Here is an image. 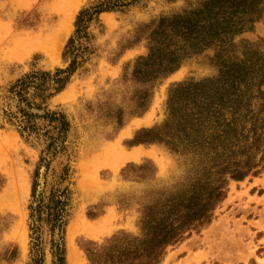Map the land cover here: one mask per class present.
I'll list each match as a JSON object with an SVG mask.
<instances>
[{
	"label": "rangeland",
	"instance_id": "obj_1",
	"mask_svg": "<svg viewBox=\"0 0 264 264\" xmlns=\"http://www.w3.org/2000/svg\"><path fill=\"white\" fill-rule=\"evenodd\" d=\"M58 1L0 0V198L18 191L22 181L29 186V191L19 194L18 209L0 204V264H33L35 240L40 242L43 264H53V243L59 238L54 227L58 201L66 203L62 220L66 264L69 226L81 216L89 222L110 216L98 237L84 233L75 237L83 264H90L83 246L121 232L138 235L143 207L183 190L198 167L190 153H176L160 144H133L140 129L165 120L174 84L218 74L212 61L214 49L193 55L173 75L154 83L149 109L142 116L135 114L143 84L135 81L133 72L136 60L148 54L152 24L197 0H80L60 56L53 60L33 48L37 40L45 41L59 28L63 12L55 8ZM103 1L125 5L100 14L81 39L76 37L79 12ZM73 36L76 42L64 57ZM242 40L264 46V21L236 39ZM74 57L78 67L62 92L46 101L36 97L33 88L19 95L18 80L52 79L41 74L67 69ZM52 112L66 117L67 132L61 133L59 123L45 118ZM127 131L130 135L122 136ZM120 149L141 152L115 171ZM84 169L98 174L85 176ZM227 188L212 222L169 247L162 264H264V173L241 182L231 180Z\"/></svg>",
	"mask_w": 264,
	"mask_h": 264
},
{
	"label": "trees",
	"instance_id": "obj_2",
	"mask_svg": "<svg viewBox=\"0 0 264 264\" xmlns=\"http://www.w3.org/2000/svg\"><path fill=\"white\" fill-rule=\"evenodd\" d=\"M122 5L119 1H103L82 9L75 23L76 37L81 39L89 23L98 20L100 14ZM263 21L264 0H197L182 12L152 24L148 54L136 60L133 72L135 81L143 84L137 116L149 109V89L154 83L177 72L193 55L214 49L212 61L218 74L174 84L168 93L165 120L140 129L133 144H160L176 153H190L198 167L183 190L143 207L138 235L121 232L102 243L83 246L90 264H162L169 247L212 222L227 197L231 180L241 182L264 173V46L236 41ZM75 42V36L71 37L64 57ZM77 67L74 57L67 69L41 74L52 79H20L19 95L33 88L36 97L46 101L64 90ZM45 118L59 123L61 133L67 132L68 122L61 113H47ZM36 186L34 183L33 194ZM65 206V201L57 202L54 227H58L59 238L53 243V264H66L62 236ZM34 229L39 231L38 227ZM34 247L33 264H43L38 240Z\"/></svg>",
	"mask_w": 264,
	"mask_h": 264
},
{
	"label": "bare ground",
	"instance_id": "obj_3",
	"mask_svg": "<svg viewBox=\"0 0 264 264\" xmlns=\"http://www.w3.org/2000/svg\"><path fill=\"white\" fill-rule=\"evenodd\" d=\"M64 1L65 2L63 3V0H59L55 4V8L58 9V10H61L63 12V19H62V21L60 23L59 28L52 35L47 37V39H45V41L37 40V42L35 43L34 48H33V50H36V49H39L40 51L43 50L53 60H58V58L60 56V51H61V49H62V47H63V45H64V43L66 41L67 36L69 35V33L71 31L72 21H73V19L75 17V14H76V12H77V10L79 8V4H80V0H64ZM34 41H35V39H34ZM30 44H31V42H30ZM19 46H21V45H19ZM29 47H31V46H29ZM29 47L27 45L26 48H29ZM18 53H19V50H18ZM23 53H24V51H23ZM148 116H149V114H148ZM145 118H147V116H145ZM142 120H144V119H142ZM143 125H145V124H143ZM127 135H130L129 131L124 132L122 136H127ZM114 147L115 146H113V147L111 146L110 148H114ZM114 149H116V148H114ZM121 150L122 149H120V151H119L120 153L119 152H118V154L116 153L118 155V163H116V165H114L112 167L115 171H117L127 161L135 160L136 158H138L140 156V152H141L138 149H135V150H133L131 152L130 151H124V149H123V151H121ZM142 152H145V151L142 149ZM148 155H150V154H148ZM103 156H104V154L102 155V157ZM103 158L106 159L105 157H103ZM95 161H96V159H95ZM95 161L93 160L94 163H92V164L96 165ZM103 164H104V167H105V163H103ZM106 164H107V162H106ZM99 166H101V165L97 166L98 169H99ZM85 167H86V169L88 168L87 166H85ZM90 168L91 167H89V169ZM93 168H94V166H93ZM92 170H94V169H92ZM95 170H97V169H95ZM86 172H85V169H84V175H85ZM88 172L89 173L90 172L93 173L90 170H88ZM88 172H87V174H89ZM95 173H93V174H95ZM87 174L85 176H89L90 175V174L89 175H87ZM93 174H91V175H93ZM97 174L98 173H96V176H97ZM91 178H92V181L95 180V177L93 178V176H92ZM19 188L20 189L18 191L16 190V192L15 191L9 192V193L5 192V195H3L0 198V204L3 205V206L7 205V206H11V208L18 209L19 208V204H18L19 203V194H22L23 192L29 191V186L27 185V182L22 181ZM12 199L13 200L16 199L17 201L14 202ZM81 217H78V219L76 217L77 220L74 221V224L70 225L69 229H68V248H69V250H68V261H69V264H83V260L85 259V258L82 259L81 252L77 249V246H75V244H74V240H75L76 235L80 234V233H82V234L84 233V234H86V235H88L90 237L96 238L99 235H101L102 233H104V230H105V228L107 226L106 224L108 223V220H111L109 218L110 217L109 216V217L103 218V220L100 219V221H97V222H89V220L86 221L87 219L84 220L83 218L81 219ZM23 236H25L24 232H23ZM23 243H25V241ZM23 243H22V245H23ZM228 263H230V262H228Z\"/></svg>",
	"mask_w": 264,
	"mask_h": 264
}]
</instances>
